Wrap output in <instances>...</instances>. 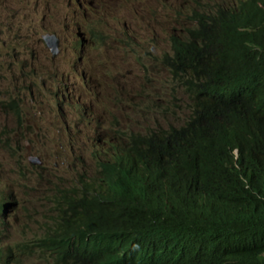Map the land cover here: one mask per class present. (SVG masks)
Instances as JSON below:
<instances>
[{
	"label": "trees",
	"instance_id": "16d2710c",
	"mask_svg": "<svg viewBox=\"0 0 264 264\" xmlns=\"http://www.w3.org/2000/svg\"><path fill=\"white\" fill-rule=\"evenodd\" d=\"M168 7L187 23L160 57L184 115L166 123L153 104L164 93L138 94L141 120L95 125V170L55 194L48 226L24 244L34 264H264V0ZM11 205L1 193L0 227ZM19 260L0 245V264Z\"/></svg>",
	"mask_w": 264,
	"mask_h": 264
},
{
	"label": "rangeland",
	"instance_id": "374dc122",
	"mask_svg": "<svg viewBox=\"0 0 264 264\" xmlns=\"http://www.w3.org/2000/svg\"><path fill=\"white\" fill-rule=\"evenodd\" d=\"M179 2L0 0V194L12 201L0 245L19 264L35 263L24 244L48 226L58 190L94 172L95 125L141 120L138 94L164 93L167 104H153L166 123L184 115L182 91L160 62L170 34L187 24L168 7ZM100 24L108 34L96 43L90 30Z\"/></svg>",
	"mask_w": 264,
	"mask_h": 264
},
{
	"label": "water",
	"instance_id": "95a60500",
	"mask_svg": "<svg viewBox=\"0 0 264 264\" xmlns=\"http://www.w3.org/2000/svg\"><path fill=\"white\" fill-rule=\"evenodd\" d=\"M47 38V42H49V38H52V37H46ZM53 42H55V40L53 39Z\"/></svg>",
	"mask_w": 264,
	"mask_h": 264
},
{
	"label": "bare ground",
	"instance_id": "6f19581e",
	"mask_svg": "<svg viewBox=\"0 0 264 264\" xmlns=\"http://www.w3.org/2000/svg\"><path fill=\"white\" fill-rule=\"evenodd\" d=\"M53 44H55V42H53Z\"/></svg>",
	"mask_w": 264,
	"mask_h": 264
},
{
	"label": "clouds",
	"instance_id": "9594fccd",
	"mask_svg": "<svg viewBox=\"0 0 264 264\" xmlns=\"http://www.w3.org/2000/svg\"><path fill=\"white\" fill-rule=\"evenodd\" d=\"M80 44H81V42H80Z\"/></svg>",
	"mask_w": 264,
	"mask_h": 264
}]
</instances>
